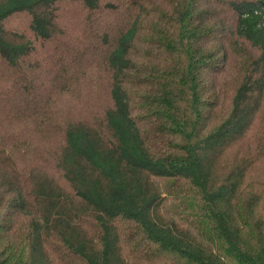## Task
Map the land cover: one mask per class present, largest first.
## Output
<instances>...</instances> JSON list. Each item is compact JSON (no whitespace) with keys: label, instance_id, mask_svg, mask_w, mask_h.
Instances as JSON below:
<instances>
[{"label":"trees","instance_id":"trees-1","mask_svg":"<svg viewBox=\"0 0 264 264\" xmlns=\"http://www.w3.org/2000/svg\"><path fill=\"white\" fill-rule=\"evenodd\" d=\"M0 264H264V0H0Z\"/></svg>","mask_w":264,"mask_h":264}]
</instances>
